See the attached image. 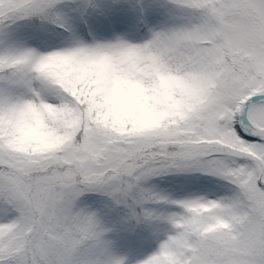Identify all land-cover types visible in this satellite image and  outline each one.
Returning a JSON list of instances; mask_svg holds the SVG:
<instances>
[{
    "label": "snow or ice",
    "instance_id": "1",
    "mask_svg": "<svg viewBox=\"0 0 264 264\" xmlns=\"http://www.w3.org/2000/svg\"><path fill=\"white\" fill-rule=\"evenodd\" d=\"M120 207L264 264V0H0V264H124Z\"/></svg>",
    "mask_w": 264,
    "mask_h": 264
},
{
    "label": "trees",
    "instance_id": "2",
    "mask_svg": "<svg viewBox=\"0 0 264 264\" xmlns=\"http://www.w3.org/2000/svg\"><path fill=\"white\" fill-rule=\"evenodd\" d=\"M154 183H160L154 181ZM162 187L168 186L167 183L161 185ZM103 199V198H97ZM118 228V234H106L107 239L111 243L112 255H116L117 249L132 252L134 254H144L151 243H153L158 235L165 227L164 221L160 220H142L129 219L127 210L120 207L110 213Z\"/></svg>",
    "mask_w": 264,
    "mask_h": 264
},
{
    "label": "rangeland",
    "instance_id": "3",
    "mask_svg": "<svg viewBox=\"0 0 264 264\" xmlns=\"http://www.w3.org/2000/svg\"><path fill=\"white\" fill-rule=\"evenodd\" d=\"M102 221L105 224V226L111 231L108 232V234H118V228L116 227V223L113 219V216L111 214H108L106 216L102 217ZM165 227L162 230V232L158 235L157 239L150 244L148 249L144 254H134L132 252H126L125 250L117 249L116 255L119 258H122L124 260V264H139L140 261L144 260L147 256L152 254L159 246V243L165 239L166 233H168L171 229V226L164 221Z\"/></svg>",
    "mask_w": 264,
    "mask_h": 264
}]
</instances>
